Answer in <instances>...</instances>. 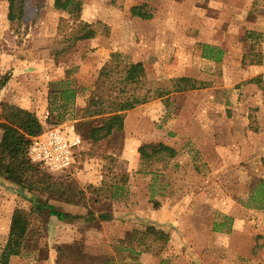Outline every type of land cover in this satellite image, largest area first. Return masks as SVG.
<instances>
[{
  "label": "rangeland",
  "instance_id": "1",
  "mask_svg": "<svg viewBox=\"0 0 264 264\" xmlns=\"http://www.w3.org/2000/svg\"><path fill=\"white\" fill-rule=\"evenodd\" d=\"M53 2L25 0L22 22L11 27L9 1L0 0V114L4 103L24 99L45 127L75 125L84 150L73 169L55 172L30 162L37 168L33 179L44 173L75 180L86 202L69 212L79 216L71 222L52 226L53 216L45 214L47 236H36L35 246L9 264H58V258L61 264H159L165 258L264 264V208H258L264 196V0H82L81 18L95 35L78 42L65 35L75 26L72 16ZM134 6L151 17L133 15ZM257 54L262 62L250 64ZM113 60L142 62L146 75L137 91L127 86L123 93L122 75L115 73L102 94L120 99L148 91L151 98L127 112L122 131L98 143L82 126V109ZM183 76L205 85L172 89V80ZM68 88L75 97L62 108L60 92ZM158 92L163 96L155 97ZM6 125L0 118V141ZM161 142L176 154L141 158L140 146ZM118 172L128 178L125 194L99 193ZM20 189L0 176V254L14 214L29 211L34 198L50 199L44 191ZM44 216L34 227L41 228ZM149 224L171 237L159 256L133 258L119 250L134 228Z\"/></svg>",
  "mask_w": 264,
  "mask_h": 264
},
{
  "label": "trees",
  "instance_id": "2",
  "mask_svg": "<svg viewBox=\"0 0 264 264\" xmlns=\"http://www.w3.org/2000/svg\"><path fill=\"white\" fill-rule=\"evenodd\" d=\"M9 12L8 19L11 27L17 23H21L25 13V0H8ZM54 8L59 11L68 12L75 23L71 31L66 32V39L72 42L83 41L92 38L95 30L91 23L84 21L82 16L83 3L82 0H54ZM132 14L141 18L148 19L151 14L143 9L142 6H134L131 9ZM62 18V22H63ZM258 60L249 63H261L262 59L257 54ZM216 56V59H219ZM243 63L247 61L243 60ZM121 67V71L120 68ZM121 74V81L124 86L121 92L129 93L127 86H131L133 90L140 87L146 75L145 67L142 62L135 63H119L115 60L107 62L101 69L98 78V87L89 98L87 105L82 109V117L86 118L82 122V126L88 127L87 136L89 139L99 141L113 135L115 132L124 129V122L128 111L136 106L146 103L151 98L150 92L140 94L133 92L125 94L124 98L117 99V96H105L101 92V85H105L108 81H113V76ZM172 89L175 91H185L203 87L205 84L200 83L192 77H179L172 80ZM113 86V85H112ZM170 91V90H169ZM73 89H65L60 94L64 97L61 107L65 108L68 101L75 97ZM105 93V92H104ZM164 92H158L155 97L163 96ZM65 114L58 116V120H63ZM0 118L7 123L3 130L0 141V176L20 186L21 194L23 190H39L49 195V200L55 199L71 205H84L86 202L85 189L75 180H51L44 173L42 177L33 179L34 171L37 168L30 162L28 158V146L31 137L39 134L45 129L37 114L28 109L22 108L11 103L2 105ZM100 119L99 124L96 121ZM139 152L141 158L150 159L161 153H169L175 155L176 150L172 146H168L163 142L155 145L145 144L140 146ZM107 158L114 160L112 157ZM43 167V166H41ZM47 170V169H46ZM112 170V169H110ZM38 174L39 171L37 172ZM118 175V176H117ZM128 181L125 173H116L108 179L104 180L101 188L97 189L99 193L109 192L111 197L118 198L125 194L126 183ZM49 200L32 199L33 205L27 212H18L14 214L8 239L0 254V263L9 264L13 256H21L28 252L35 245L36 236L39 238L43 234L47 236L48 220L46 216H57L59 220H68L69 222L79 218V216L61 211L56 208ZM258 208H264V196L261 199ZM42 216L43 224L34 227L35 218L40 219ZM105 215H102L104 217ZM106 219V217H105ZM43 228L45 232L43 233ZM171 237L164 229L157 227L155 224H149L145 229L134 228L129 235V243L127 246H119L121 252L130 251L133 258H138L142 253H152L159 256L160 251L167 247ZM61 256L62 248L59 247ZM61 264L60 258L57 260ZM159 264H172L167 258L162 259Z\"/></svg>",
  "mask_w": 264,
  "mask_h": 264
},
{
  "label": "built area",
  "instance_id": "3",
  "mask_svg": "<svg viewBox=\"0 0 264 264\" xmlns=\"http://www.w3.org/2000/svg\"><path fill=\"white\" fill-rule=\"evenodd\" d=\"M83 144L84 139L72 122L45 127L31 137L28 158L49 171H69L84 150Z\"/></svg>",
  "mask_w": 264,
  "mask_h": 264
},
{
  "label": "crops",
  "instance_id": "4",
  "mask_svg": "<svg viewBox=\"0 0 264 264\" xmlns=\"http://www.w3.org/2000/svg\"><path fill=\"white\" fill-rule=\"evenodd\" d=\"M52 6H54V2H53V4H52ZM11 103H13V104H16V105H18V106H20V107H22V108H25V109H28V110H30V111H34L35 109H34V107L31 105V103H29L28 101H25L24 99H22V100H18V101H11ZM52 204H54L55 206H56V208H57V205L55 204V203H53L52 202ZM67 204V203H66ZM68 206H66V208H64V209H59V208H57V209H59V210H61V211H64V212H67V213H69V212H72V211H75L74 210V206L75 205H69V204H67ZM71 207V208H70ZM74 215H76V214H74ZM53 216V218L52 217H50V220H51V224H52V226H54V224H56V221H59V219L58 218H54V215H52ZM55 217H57V216H55ZM62 221V220H61ZM54 230V229H53Z\"/></svg>",
  "mask_w": 264,
  "mask_h": 264
}]
</instances>
